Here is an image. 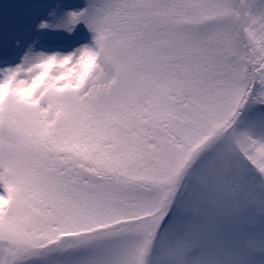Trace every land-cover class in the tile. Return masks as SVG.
Returning a JSON list of instances; mask_svg holds the SVG:
<instances>
[{
	"label": "snow or ice",
	"instance_id": "snow-or-ice-1",
	"mask_svg": "<svg viewBox=\"0 0 264 264\" xmlns=\"http://www.w3.org/2000/svg\"><path fill=\"white\" fill-rule=\"evenodd\" d=\"M0 264H264V0H0Z\"/></svg>",
	"mask_w": 264,
	"mask_h": 264
}]
</instances>
